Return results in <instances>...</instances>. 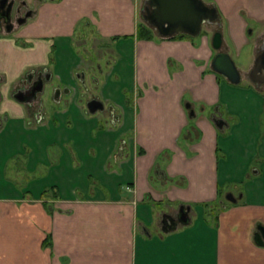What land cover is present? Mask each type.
I'll list each match as a JSON object with an SVG mask.
<instances>
[{
    "label": "crops",
    "instance_id": "0c3cea01",
    "mask_svg": "<svg viewBox=\"0 0 264 264\" xmlns=\"http://www.w3.org/2000/svg\"><path fill=\"white\" fill-rule=\"evenodd\" d=\"M30 1L34 14L19 33H0V264H264V243L255 240L264 189L254 183L264 181V156L256 167L243 147L249 135L264 136V92L237 63V86L212 70L217 52L202 30L215 25L161 37L142 19L145 0ZM201 1L217 10L232 59L250 46L248 29L261 28L255 56L264 0ZM139 25L151 40L137 37ZM79 33L114 57L104 70L99 61L87 70L99 71L94 97L115 109V125L106 113H87L77 95L44 105L42 120L13 99L26 74L42 69L52 89L73 90L84 66L75 50L90 46ZM238 87L249 96L234 95ZM214 114L226 123L221 130ZM119 135L129 139L120 148ZM73 166L79 173L64 176ZM88 177L92 190L79 187ZM47 186L60 198L42 196ZM229 193L236 202L221 203ZM181 207L189 223L164 233L162 217Z\"/></svg>",
    "mask_w": 264,
    "mask_h": 264
},
{
    "label": "water",
    "instance_id": "95a60500",
    "mask_svg": "<svg viewBox=\"0 0 264 264\" xmlns=\"http://www.w3.org/2000/svg\"><path fill=\"white\" fill-rule=\"evenodd\" d=\"M145 2L152 10L144 21L161 37H171L178 34L194 37L200 34L205 24L217 25L221 28L215 7L205 5L201 0H146ZM211 44L212 48L217 52L211 63L212 70L225 78L230 84L234 86L239 85L241 81L239 70L229 54L221 51L223 46L221 31L213 34ZM259 70L256 68L253 74H257ZM252 80L264 82V77L261 79L252 77ZM42 85V82H40L38 91H41ZM87 108L90 113H95L98 110H102L103 105L99 101L93 100L88 103ZM212 119L215 126L220 130L226 124L216 114H214ZM225 198L228 202H236V199L230 193ZM188 223L187 212L181 207L176 217L168 215L162 217V231L169 233L174 231L178 225H187ZM258 231L255 240L258 244H263L264 228L259 227Z\"/></svg>",
    "mask_w": 264,
    "mask_h": 264
},
{
    "label": "flooded vegetation",
    "instance_id": "af4514ba",
    "mask_svg": "<svg viewBox=\"0 0 264 264\" xmlns=\"http://www.w3.org/2000/svg\"><path fill=\"white\" fill-rule=\"evenodd\" d=\"M43 0H36L35 3L39 4ZM146 1V0H145ZM144 1L142 8H141V16L142 19L144 20L149 12H151L152 8L148 7L146 2ZM33 4L32 1L30 0H0V33L4 32L6 34H17L19 33L20 29L22 26L25 25V23L33 16L34 10H33ZM218 27L217 25H215ZM19 29V30H17ZM219 29V27H218ZM219 31H221L219 29ZM78 43V40L75 42V44ZM77 45V44H76ZM85 53V57L79 58V60L83 61V64L86 63V61L91 60L90 53L88 54L87 50H83ZM111 58V57H110ZM109 63V61H108ZM93 62L91 61L90 65H86L87 68L89 66H92ZM258 68L260 69L257 74H253L255 69ZM253 74V76H252ZM253 78L261 79L264 77V37L259 43V47L256 50V54L254 56V61L252 63L251 69L249 71L248 77L253 84V86L258 90L261 91L264 87V82H259V81H253ZM51 73L47 69H42L36 71H31L26 74V76L21 80L20 82V87H18L14 92H13V99L25 103L28 108H31L35 111H33V117L34 119L42 120L44 118V103L40 99V96L44 92V87L47 85L50 80H51ZM76 82L79 83L78 85V91L72 90L69 87H64L63 89L61 88H55L53 89L54 91V96H53V103L59 104L61 100L64 97H72L73 99L77 95L78 99L83 100L85 102V110L89 114H96V113H106L110 118V123L112 125H115L119 117L115 114V109L110 106V105H105L104 101H101L99 97H90L86 98L84 97V90H87L86 86V81H85V75L83 73L77 74L75 76ZM93 81H97L94 79ZM92 81V82H93ZM40 82H42V88L41 91H38ZM1 98V97H0ZM96 100L99 101L103 105L102 110H98L95 113H90L87 105L89 102ZM67 101V99H65ZM38 104V107L35 105ZM106 106V107H105Z\"/></svg>",
    "mask_w": 264,
    "mask_h": 264
},
{
    "label": "rangeland",
    "instance_id": "374dc122",
    "mask_svg": "<svg viewBox=\"0 0 264 264\" xmlns=\"http://www.w3.org/2000/svg\"><path fill=\"white\" fill-rule=\"evenodd\" d=\"M28 1V0H27ZM83 28L84 27H81V31L83 30ZM254 31H252V29L250 28V29H248V32H247V34H248V38L250 39V46H248L247 47V50L246 49H244L243 50V52L240 54V56H238V57H236L235 56V58L236 59H232V60H234L233 62L235 63V65H236V63H237V65L241 68V70L243 71V72H248L250 69H251V66H252V63H253V61H254V55H253V49H252V46L251 45H253L254 44V42L255 41H257V36H258V33L260 32V30H261V28L260 27H257L256 25H254ZM220 30H221V28H219ZM219 29H218V27H216V26H204L203 27V30H202V33L204 34V35H206V36H213V34L214 33H216L217 31H219ZM81 33H79V35H80ZM81 36H82V34H81ZM83 37H87V38H85L86 39V41H89L90 42V46H88V48H84V47H80L81 49L79 50V52L77 51V50H75V52H76V55L81 59L82 57L84 58L85 57V53L83 52V50H87V52H88V54L90 53V56H91V60L89 61H86V65H90L91 64V61L94 63V62H96V61H99L98 62V65H99V67L98 68H101V70H104L105 69V65H106V62H108V61H110L111 59L109 58V55H107V53H106V55H105V57H104V53H102L101 51L102 50H105V48H107V50H108V46L107 45H99V42H97V40H95V41H93V39H94V37L93 36H90V34L89 33H85L83 36H82V38ZM75 39V41H77L76 39H78V35L74 38ZM91 39V40H90ZM259 43H260V41H259ZM77 45H78V43H76ZM225 44H226V42H223V46H222V50L221 51H224L225 50ZM111 48L110 49H112V46H110ZM108 52V51H107ZM225 52V51H224ZM101 53H102V57H101ZM113 55H112V60H113ZM112 60H111V64L113 63L112 62ZM85 64H84V66L82 67V68H80L78 71H77V73H76V75L77 74H81V73H83L84 75H85V81H86V86H87V90H84L83 91V93H84V97H86V98H90V97H92V96H99V97H101V95L99 94V91H96L95 90V88H94V85H93V80L94 79H96L97 78V76L98 75H100L99 74V71L98 70H96V71H94L93 69H89V70H87V66H85ZM114 65V64H113ZM237 67V66H236ZM238 69V68H237ZM244 76L245 77H247V73H244ZM52 83H48L47 85H45V87H44V92H43V94L40 96V99L43 101V103H44V105H46V107L47 106H49V109L50 110H52L53 108H54V103H53V96H54V91H53V89H52ZM78 85H79V83H77L76 81H75V83H74V86H73V89L74 90H76V91H78L79 92V90L80 89H78L79 87H78ZM233 87V86H232ZM234 89H236V91H234L233 93H234V95H237L240 99H245L246 97H248L249 96V94L248 93H250L247 89H243V88H234ZM238 89H240V91H238ZM262 92H264V87H263V89L261 90ZM108 92H106V94H107ZM131 95H127V96H125L126 98H129L128 99V101H127V106H131V109L133 108L134 109V111H135V105L132 103V97H130ZM229 96V95H228ZM65 99H71L70 97H64L63 99H62V101L63 102H65L64 100ZM126 101V100H125ZM124 102V101H123ZM85 103V102H84ZM105 103V102H104ZM135 103V102H134ZM106 105V104H105ZM106 107V106H105ZM55 109V108H54ZM53 113V112H52ZM95 115H97V116H94L95 118L97 117V119H100V118H98V116H100L101 115V113H96ZM64 128V127H63ZM100 130V129H103V125L102 124H100V123H98V127H96V130ZM64 131H66V130H64ZM63 131V136H67V135H70L71 133H69L68 131H67V133L66 132H64ZM263 131H261L260 130V132H259V137H258V139L256 138H252V136L251 135H249L248 137H247V139H246V141H245V143L243 144V147H244V150L245 149H247V150H249L250 152H251V154H254V158H252V160H251V162L254 164V166H256V167H260V166H262V164L261 163H259L260 162V159H261V161L263 160V156L264 155H260L259 154V152H263L264 151V136H263V133H262ZM120 134V133H119ZM42 136V135H41ZM8 141H10V142H12V141H14V138H10ZM119 141V148L121 147V145H124V143L123 142H125V141H128L129 142V139H128V137H126L125 135H119V137H117V142ZM3 142V141H2ZM90 158H92V154H90ZM84 161H88L87 159L86 160H84ZM80 170L79 171H81L82 169H84V168H79ZM74 173H79L78 172V170H76V169H74V166H73V168H70V167H68L67 168V170L66 171H64V173H63V175L64 176H68V175H72V174H74ZM3 174V173H2ZM75 174V175H76ZM4 176H5V174H4ZM5 178V177H4ZM6 180V179H5ZM248 182H246V183H244L245 185L247 184ZM256 185H259V186H261L263 189H264V181L263 180H256L255 182H254ZM67 183L66 184H61L60 185V187H62L63 188V190H64V188H66L67 187ZM97 184H96V180L93 178V177H88V179L86 180V182H85V184L84 185H79V187H85V188H87V189H90V190H92V189H94V187L96 186ZM256 185H254V186H256ZM24 187L26 186V185H23ZM48 187V189H49V187H52V186H47ZM245 188L246 187H243V189L245 190ZM263 193H264V190L262 191ZM236 195H241V193H235ZM221 202V201H220ZM222 202H224V203H228V201L226 200V198L225 197H222Z\"/></svg>",
    "mask_w": 264,
    "mask_h": 264
},
{
    "label": "trees",
    "instance_id": "16d2710c",
    "mask_svg": "<svg viewBox=\"0 0 264 264\" xmlns=\"http://www.w3.org/2000/svg\"><path fill=\"white\" fill-rule=\"evenodd\" d=\"M137 37L139 39H142V40H151L153 38V34L146 27L139 25L137 27ZM48 195H51V197H53V199H56V200L60 198L59 192H58L57 188H55V187H50L48 190L44 191L42 194V196H45V197ZM221 203H223V202H221Z\"/></svg>",
    "mask_w": 264,
    "mask_h": 264
}]
</instances>
